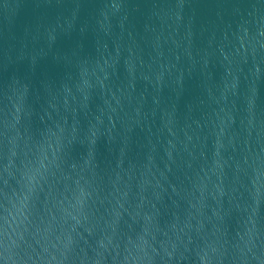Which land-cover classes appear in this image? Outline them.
I'll return each instance as SVG.
<instances>
[{
	"label": "water",
	"instance_id": "1",
	"mask_svg": "<svg viewBox=\"0 0 264 264\" xmlns=\"http://www.w3.org/2000/svg\"><path fill=\"white\" fill-rule=\"evenodd\" d=\"M0 264H264V0H0Z\"/></svg>",
	"mask_w": 264,
	"mask_h": 264
}]
</instances>
